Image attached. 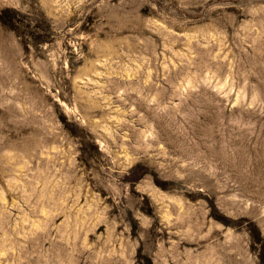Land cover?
<instances>
[{"label":"rangeland","instance_id":"374dc122","mask_svg":"<svg viewBox=\"0 0 264 264\" xmlns=\"http://www.w3.org/2000/svg\"><path fill=\"white\" fill-rule=\"evenodd\" d=\"M0 264H264V0H0Z\"/></svg>","mask_w":264,"mask_h":264}]
</instances>
